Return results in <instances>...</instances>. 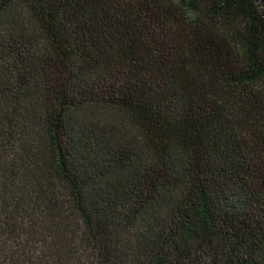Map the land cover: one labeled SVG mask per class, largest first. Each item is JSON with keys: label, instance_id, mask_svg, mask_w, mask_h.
Returning a JSON list of instances; mask_svg holds the SVG:
<instances>
[{"label": "trees", "instance_id": "16d2710c", "mask_svg": "<svg viewBox=\"0 0 264 264\" xmlns=\"http://www.w3.org/2000/svg\"><path fill=\"white\" fill-rule=\"evenodd\" d=\"M0 264H264V0H0Z\"/></svg>", "mask_w": 264, "mask_h": 264}]
</instances>
